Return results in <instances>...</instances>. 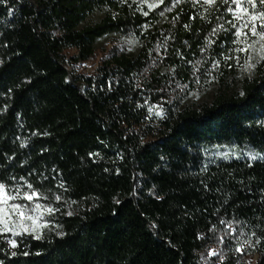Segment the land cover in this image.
<instances>
[{
  "label": "trees",
  "instance_id": "trees-1",
  "mask_svg": "<svg viewBox=\"0 0 264 264\" xmlns=\"http://www.w3.org/2000/svg\"><path fill=\"white\" fill-rule=\"evenodd\" d=\"M100 9L119 15L83 27ZM107 36L97 69L74 71ZM239 36L264 37V0H0V187L62 204L14 254L0 234V264H214L243 237L264 264V53L232 94L181 108Z\"/></svg>",
  "mask_w": 264,
  "mask_h": 264
},
{
  "label": "rangeland",
  "instance_id": "rangeland-1",
  "mask_svg": "<svg viewBox=\"0 0 264 264\" xmlns=\"http://www.w3.org/2000/svg\"><path fill=\"white\" fill-rule=\"evenodd\" d=\"M139 2L142 0H128ZM113 11L110 9H100L93 12L83 24V27L94 25L101 22ZM242 13L237 16L242 17ZM244 33L240 29L238 35ZM237 48L226 57L224 67H227L226 74L220 73L221 66L217 67V74L211 72L213 78L203 80L199 75L196 77L195 84L181 85L183 99L182 109L200 108L205 103H211L217 90L222 86L227 93L232 94L240 87L241 79L245 76L254 74L255 62L259 60L264 53V37H259L256 41L239 36ZM115 36H107L99 40L97 44V53L94 58L88 61H81L73 70L79 74H92L100 65L107 51L115 45ZM140 48V43L135 44ZM222 72V70H221ZM224 78L225 84L218 83V80ZM180 87V86H179ZM170 101V102H169ZM173 102L171 98H163L161 101L149 105V121L154 124L164 118L169 104ZM69 209L72 211L75 206L69 203ZM62 204L52 205L46 201V198L32 190L24 188H6L0 187V234L11 253H15L17 246V237L23 233H31L36 237L48 232L50 229L57 228L56 217L62 213ZM232 234L233 229H230ZM243 237V236H241ZM252 237H243L240 244L233 248L232 245H220L212 247L205 255V260L214 264H223L226 259L225 253L232 252L236 257V264H256L258 253L253 243Z\"/></svg>",
  "mask_w": 264,
  "mask_h": 264
},
{
  "label": "built area",
  "instance_id": "built-area-1",
  "mask_svg": "<svg viewBox=\"0 0 264 264\" xmlns=\"http://www.w3.org/2000/svg\"><path fill=\"white\" fill-rule=\"evenodd\" d=\"M111 15H112L113 18H116L119 15V12L118 11H113L111 13Z\"/></svg>",
  "mask_w": 264,
  "mask_h": 264
}]
</instances>
